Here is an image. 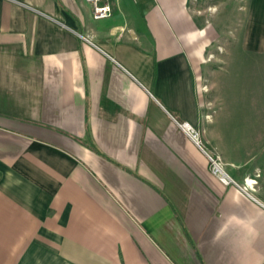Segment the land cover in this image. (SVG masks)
<instances>
[{"label":"crops","instance_id":"obj_1","mask_svg":"<svg viewBox=\"0 0 264 264\" xmlns=\"http://www.w3.org/2000/svg\"><path fill=\"white\" fill-rule=\"evenodd\" d=\"M192 1L0 0V264H264V104L247 85L254 118H223L220 82L264 73V0L222 2L220 56Z\"/></svg>","mask_w":264,"mask_h":264},{"label":"rangeland","instance_id":"obj_2","mask_svg":"<svg viewBox=\"0 0 264 264\" xmlns=\"http://www.w3.org/2000/svg\"><path fill=\"white\" fill-rule=\"evenodd\" d=\"M232 1L233 0H193L192 1V5L194 6L195 9L202 8L203 11L208 9V12L206 11L203 12V15L208 16L210 20H212L215 24L218 25V29L221 32V38L217 42H215L210 49L212 52L219 54L217 56H220V54L225 55V53H227V51L229 50L226 48L228 44L233 41L232 33L235 30V26L238 24V16H240V13L236 12V8L235 9L230 8L232 4H230V6L229 4H226V3H231ZM222 2H226L225 6L224 4H222ZM210 4L211 6L208 7ZM213 4H219V6ZM218 7H222V9L218 10ZM212 63H214L212 64V66L213 65L218 66L219 68L221 66H224L227 63V61L225 62V60L221 58L220 60H214V62ZM235 66H237L235 67V69L239 67L247 71H245L244 75L238 73L235 74L232 72L230 76H227L223 79L220 77L222 79L220 80V82L222 83L221 86H225L224 87L225 93L229 96V100L227 102L229 104L228 106H226L225 110L222 111L223 114L222 117L223 118L225 117L226 119L239 118L240 120L248 119L250 117L254 118L252 116L254 114V110L245 111L246 104H251V103H248V101H246L243 98V94L245 93L246 86L248 85V87L251 88V90L247 89L246 92H251V95L254 94L256 96V101L258 102L255 103L257 104V107L255 109H258L259 105L264 104V103H259L260 98L264 97V73L263 71L250 67V65L241 66L236 64ZM207 67H209L208 68L209 70L211 65L208 64ZM230 67L232 66L231 65L227 66V69L229 71L232 70V68ZM231 87H233L234 89L232 88V90L229 91ZM214 93L215 90L208 92L209 99L213 98ZM234 103L239 105V107L237 106L234 107L233 106ZM213 107H217V105ZM246 112H248V114H246ZM255 113L257 114V110L255 111Z\"/></svg>","mask_w":264,"mask_h":264},{"label":"built area","instance_id":"obj_3","mask_svg":"<svg viewBox=\"0 0 264 264\" xmlns=\"http://www.w3.org/2000/svg\"><path fill=\"white\" fill-rule=\"evenodd\" d=\"M92 5V14L95 20L109 18L113 13L111 0H86ZM180 128L198 145L207 155L210 163L211 172L225 185H236L245 193L252 195L251 190L257 184L256 179H245V184H238L234 178L227 172L226 163L218 154L208 152L203 144L200 131L187 122L179 123Z\"/></svg>","mask_w":264,"mask_h":264}]
</instances>
